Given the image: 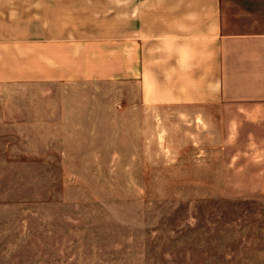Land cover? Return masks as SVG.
<instances>
[{
    "label": "rangeland",
    "instance_id": "obj_1",
    "mask_svg": "<svg viewBox=\"0 0 264 264\" xmlns=\"http://www.w3.org/2000/svg\"><path fill=\"white\" fill-rule=\"evenodd\" d=\"M114 26L128 0H0V264H264V181L138 103Z\"/></svg>",
    "mask_w": 264,
    "mask_h": 264
},
{
    "label": "crops",
    "instance_id": "obj_2",
    "mask_svg": "<svg viewBox=\"0 0 264 264\" xmlns=\"http://www.w3.org/2000/svg\"><path fill=\"white\" fill-rule=\"evenodd\" d=\"M53 36L46 41H60ZM96 36L108 40L112 58L124 59L140 105L188 108L195 140L197 131L205 140L201 154L216 132L220 153L237 155V163L248 156L264 181V0H128V30ZM118 41L119 51L128 49L123 57ZM57 68L51 72L65 73ZM54 115L39 121L68 122Z\"/></svg>",
    "mask_w": 264,
    "mask_h": 264
}]
</instances>
